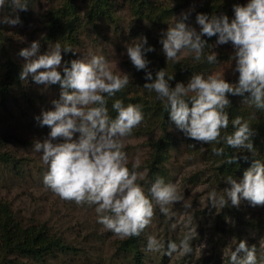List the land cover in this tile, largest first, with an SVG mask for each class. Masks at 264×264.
<instances>
[{
	"label": "clouds",
	"instance_id": "1",
	"mask_svg": "<svg viewBox=\"0 0 264 264\" xmlns=\"http://www.w3.org/2000/svg\"><path fill=\"white\" fill-rule=\"evenodd\" d=\"M6 3L11 11L0 16V23L22 24L19 12L28 10L30 0H0V10ZM192 10L174 16L168 28L162 30L159 43L166 61L180 63V54L186 52L197 62L218 64L216 52L205 54L210 46L202 39L217 36L216 45L231 43L234 49L230 60L235 62L232 71L239 74L236 83H229L217 74L193 73L187 83L177 82L171 87L169 81L174 75H169L164 68L156 71L153 79L146 54L155 49L148 45L146 37L128 43L126 54L137 71L145 72L143 88L155 92L156 98L164 102L169 120L185 137L202 144L223 143L232 149L247 150L254 157L257 153L252 141L255 130L247 120L236 116L231 119L235 130L225 135L222 130L229 127L228 94L242 96L244 104L264 111V0L233 5L231 20L226 14L197 13L199 31L186 23ZM39 50V40L20 49L19 56L26 62L19 78L26 81L31 76L35 84L45 89L52 85L60 89L59 97L51 101L54 107L42 110L36 117L41 127L50 128L47 137L35 140L32 148L41 154L47 166L43 185L61 200L94 206L97 222L121 239L138 237L151 224L153 202L165 216L169 213L168 206L176 202L183 201L184 208H190L191 205L184 204L185 197L177 186L166 183L160 176L151 182L146 194L138 183L143 179L137 171L139 161L132 164L131 170L127 166L124 139L143 122L142 106L125 105L116 99L111 105L116 113L112 117L106 97H114L124 90L131 82L130 75L122 71L116 74L103 55L89 54L87 58L64 61L62 53L78 52L71 44L55 42L45 53L39 54ZM189 146L195 147V144ZM212 153L217 157L226 156L224 147H213ZM237 159L232 155L225 162L232 164ZM223 180L230 185L223 195L218 196L215 190L208 194L207 203L213 208L221 209L229 201L239 207L242 200L252 206H264V161L253 159L239 181L231 175ZM193 239V231H188L179 244L170 240L165 248L155 236H149L146 250H163L169 257L177 252L189 255L193 251L190 244ZM229 264H257L255 245L249 248L246 240H239L230 253Z\"/></svg>",
	"mask_w": 264,
	"mask_h": 264
},
{
	"label": "rangeland",
	"instance_id": "2",
	"mask_svg": "<svg viewBox=\"0 0 264 264\" xmlns=\"http://www.w3.org/2000/svg\"><path fill=\"white\" fill-rule=\"evenodd\" d=\"M66 0H30L27 11H20L22 24L11 26L0 23L3 47H0V80L4 77V63L8 57L18 62L21 67L26 62L19 56L22 48L29 47L33 40H39V54L48 50L56 40L46 38V23L49 12L64 5ZM210 0H153L154 11L146 17L135 14L129 0H114V17L104 14L88 20L89 0H75L81 21L78 24L76 40L72 47L78 52L75 58H87L89 54L103 55L116 74L120 72L133 76L134 66L126 54V45L135 43L138 38L146 37L149 45L162 49L159 43L162 30L168 28L182 11L190 12L186 23L199 31L196 23L197 13H204L202 6ZM248 0H223V6L229 17L234 18L233 5H246ZM174 8L172 14H161L160 6ZM47 7V11H45ZM11 8L7 5L0 10V16L8 15ZM209 15V14H207ZM210 16V15H209ZM61 45H63L61 43ZM213 51L219 57L212 74L220 75L227 81L237 78L230 60L234 49L231 43L214 45ZM63 60L68 56L62 53ZM188 55L186 52L180 57ZM63 63V61H62ZM59 86L47 89L37 85L31 76L26 81L13 83L7 95H0V154L10 156V160L0 158V201L11 206L16 218L24 225L45 223L50 234L59 236L76 251H57L46 257L45 264H141L136 259L139 253L142 264H229L231 251L239 240H246L251 248L255 245L257 264H264V206H252L242 200L239 207L228 204L223 208H213L207 203L208 194L215 190L219 195L230 187L216 169V159L209 154L204 144L192 140L190 147L183 139L180 130L174 126L169 129L179 138L176 146L170 149L166 167L169 172L167 183H173L184 195L183 201L169 205L167 216L159 211L154 203V217L151 224L140 234L136 248L125 249L121 239L103 228L97 222L94 206L76 205L74 202L61 200L43 185L42 178L47 166L41 160V154L32 150L33 142L44 140L50 128L41 127L36 120L42 110L52 109L51 101L59 97ZM78 133L76 136L78 137ZM161 130L148 135L132 133L124 139V148L131 170L132 164L139 161L137 169L143 179L138 183L147 194L146 162L152 155L150 139H157ZM238 181L242 179L236 178ZM175 225V228H173ZM196 230V231H195ZM193 231L190 241L193 251L189 255L174 253L171 257L160 252L146 250L147 238L155 236L165 248L168 241L179 244L183 235ZM2 255H0V259ZM0 264H43L42 261L12 254ZM3 259V258H2Z\"/></svg>",
	"mask_w": 264,
	"mask_h": 264
},
{
	"label": "trees",
	"instance_id": "3",
	"mask_svg": "<svg viewBox=\"0 0 264 264\" xmlns=\"http://www.w3.org/2000/svg\"><path fill=\"white\" fill-rule=\"evenodd\" d=\"M114 0H89L88 11L86 17L88 20L93 19L99 15H106L108 17H114L113 3ZM132 2V7L135 14L139 17L149 16L155 8L153 0H129ZM223 0H210L204 6H202L203 12L212 15L228 14L226 8L223 6ZM78 6L75 0H66L64 5L53 9L49 12V20L46 23L47 34L46 38L51 40L60 41L63 45H73L76 40V32L78 24L81 21ZM161 14H172L174 8L169 6H160ZM150 17V16H149ZM210 47L205 49V54H211L216 44L217 36L202 37ZM3 40L1 39L0 31V47ZM149 45V43H148ZM147 46V45H146ZM213 46V47H212ZM155 51L146 54V58L150 61L149 70L153 73V79L155 73L159 69H163L169 74L174 75V79L169 81L171 87H174L177 82L187 83L193 73H200L205 76L212 74L216 64H208L206 61L197 62L190 54L181 57L180 63L173 64L171 61H166V58L161 48L153 46ZM68 59H76L74 54L66 53ZM219 57H217L218 63ZM5 73L4 77L0 80V95L5 98L7 91L13 83L19 81V75L22 71L21 65L8 57L4 63ZM131 82L121 92L116 93L114 97H106L108 103L107 107L112 117H115L116 113L112 110V103L116 99H120L127 104H138L142 106L144 113V120L141 125L133 130L136 135H150L157 129L161 130V135L157 139H150L153 147L152 155L146 162L148 168L147 173V191L151 182L157 176L163 177L167 183L169 180V172L166 167V161L170 149L178 144L179 138L172 132H169L175 125L169 120L167 110L164 106V102L156 98L155 92H148L143 88L145 84V72L137 71L134 67L133 76L130 77ZM238 76L235 79L228 81L229 83H236ZM247 95V94H245ZM230 100V107L226 109L229 114V127L222 130V135L231 134L235 129L231 125V119L236 116L242 117L247 120L251 127L255 130V135L252 137L253 145L257 150L256 156L253 157L252 153L247 150L232 149L221 144H204L206 151L213 155V147H224L225 157H217L216 169L218 175L222 178L231 175L233 178L243 177L244 171L251 166L253 159H260L264 161V111L257 110L254 106L244 104V97L228 94ZM180 133L188 144L192 142L191 139L185 137L184 133L180 130ZM232 155L237 156V160L232 164L225 162L226 157ZM244 156L248 159L245 160ZM0 158L4 160H10V156L6 154H0ZM141 235L138 237H131L125 239L121 243V247L125 249L136 248L139 245ZM57 251L72 252L76 251V248L70 244H67L59 236L50 234L47 230L45 223H31L24 225L18 220L13 213L11 206L7 202L0 201V263L3 260L15 261V259L8 258L12 254L20 256H27L29 258L42 261L45 264L46 257L56 253ZM138 263H143V260L139 253L136 254Z\"/></svg>",
	"mask_w": 264,
	"mask_h": 264
}]
</instances>
